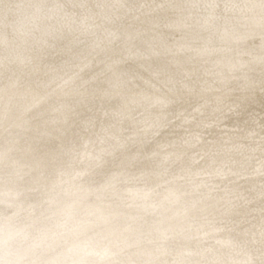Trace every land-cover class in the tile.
<instances>
[{
    "label": "clouds",
    "instance_id": "9594fccd",
    "mask_svg": "<svg viewBox=\"0 0 264 264\" xmlns=\"http://www.w3.org/2000/svg\"><path fill=\"white\" fill-rule=\"evenodd\" d=\"M76 7L43 9L35 27L54 38L69 19L88 49V73L61 84L82 118L43 187L23 135L5 128L0 264H264V216L235 219L249 202L242 181L264 173L231 164L211 132L232 112L229 94L264 92V0ZM20 87L0 86L5 119ZM145 217L147 233L129 243L120 222Z\"/></svg>",
    "mask_w": 264,
    "mask_h": 264
},
{
    "label": "rangeland",
    "instance_id": "374dc122",
    "mask_svg": "<svg viewBox=\"0 0 264 264\" xmlns=\"http://www.w3.org/2000/svg\"><path fill=\"white\" fill-rule=\"evenodd\" d=\"M78 3L79 0H0V86L16 80L21 85L9 103L11 119L3 116L0 101V137L6 135L9 125L23 135V162L32 165L33 176L41 187L47 186L50 178L62 169L65 149L82 118L79 112H70L66 107L71 101L64 93L69 89L61 84L69 76L88 73V69L80 72L87 62L88 49L81 43L79 33L69 30L71 20L65 19L64 27L53 38L40 35L35 27L36 17L41 10L54 9L57 4L78 12ZM221 106L231 107L232 112L211 132L213 137L223 135L222 146L230 149L225 159L248 172L264 173V92L257 89L229 94ZM262 181L264 175L242 181L249 202L235 217L242 221L241 228L258 224L264 216ZM132 194L136 195L134 190ZM150 223V217L120 222L126 229L125 235L130 237L129 243L143 238Z\"/></svg>",
    "mask_w": 264,
    "mask_h": 264
},
{
    "label": "bare ground",
    "instance_id": "6f19581e",
    "mask_svg": "<svg viewBox=\"0 0 264 264\" xmlns=\"http://www.w3.org/2000/svg\"><path fill=\"white\" fill-rule=\"evenodd\" d=\"M34 18V17H33ZM37 18V17H36ZM35 21V20H34Z\"/></svg>",
    "mask_w": 264,
    "mask_h": 264
}]
</instances>
